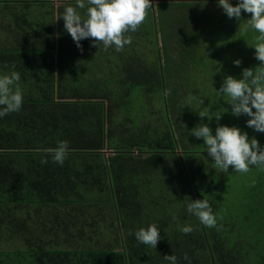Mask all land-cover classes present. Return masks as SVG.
<instances>
[{
    "label": "trees",
    "instance_id": "trees-1",
    "mask_svg": "<svg viewBox=\"0 0 264 264\" xmlns=\"http://www.w3.org/2000/svg\"><path fill=\"white\" fill-rule=\"evenodd\" d=\"M69 3L0 0V72L14 67L23 95L0 117V264H264V170L221 172L188 130L236 126L264 144L215 91L260 63L257 33L241 31L251 14L157 0L121 50L78 49L54 20ZM61 139L64 162L41 164ZM188 198L207 199L216 225L187 213ZM149 223L155 249L131 234Z\"/></svg>",
    "mask_w": 264,
    "mask_h": 264
},
{
    "label": "clouds",
    "instance_id": "clouds-1",
    "mask_svg": "<svg viewBox=\"0 0 264 264\" xmlns=\"http://www.w3.org/2000/svg\"><path fill=\"white\" fill-rule=\"evenodd\" d=\"M216 3L228 18L239 20L241 10L251 14L244 20L241 31L251 28L257 33L250 46L254 49V58L260 63L254 68L241 69L239 78L225 75L219 89L215 91L225 97L232 115L247 116L245 125L264 133V0H236L235 4L230 3V0H216ZM150 4L151 0H75L74 5L65 4L62 12L55 13L54 20L62 19L63 29L78 49L82 39L94 38L90 40L91 44H102L105 49L112 46L115 51H119L131 41V37L125 33L135 31L144 21ZM79 10H83V13ZM232 63L239 65L241 61L237 58ZM19 80L20 74L14 67L7 72H0V117L20 110L23 95ZM167 92L165 89L164 94L167 95ZM220 114L211 118L218 121ZM198 115L205 117L203 114ZM188 130L193 137L202 138L201 145L207 157L221 172H227L229 166L233 172L240 173L248 172L250 166L264 170V144H258L254 137H249L240 128L217 124L213 131L208 123L203 122ZM69 151L68 141L58 140L54 147L44 149L48 155L42 156L40 163L44 164L50 159L62 164ZM183 206L200 224L206 227L216 225V217L207 199L188 198ZM159 230L155 223H149L131 234L138 243L155 249L157 241L161 239ZM179 231L189 233L192 225H180ZM183 258L190 264L186 254ZM164 259L168 264H177L174 254H166Z\"/></svg>",
    "mask_w": 264,
    "mask_h": 264
},
{
    "label": "crops",
    "instance_id": "crops-1",
    "mask_svg": "<svg viewBox=\"0 0 264 264\" xmlns=\"http://www.w3.org/2000/svg\"><path fill=\"white\" fill-rule=\"evenodd\" d=\"M66 1H68V0H53V2H54V6H55V9H57V6H58V4L60 3H64V2H66ZM157 0H155V2H156ZM151 2H153L152 0H151Z\"/></svg>",
    "mask_w": 264,
    "mask_h": 264
},
{
    "label": "rangeland",
    "instance_id": "rangeland-1",
    "mask_svg": "<svg viewBox=\"0 0 264 264\" xmlns=\"http://www.w3.org/2000/svg\"><path fill=\"white\" fill-rule=\"evenodd\" d=\"M153 1V3L155 2V0H152ZM204 9L205 10H207V12H210V11H208V9L206 8V7H204ZM204 11V10H203ZM192 12H195V10H192ZM211 13H213V11H212V9H211ZM180 150L178 149V152H179ZM110 152H108V151H106V154L108 155Z\"/></svg>",
    "mask_w": 264,
    "mask_h": 264
}]
</instances>
